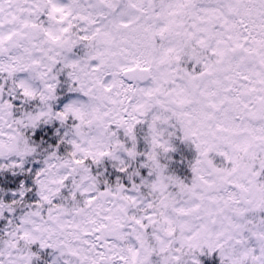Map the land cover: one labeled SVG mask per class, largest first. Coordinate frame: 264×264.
<instances>
[{
  "label": "snow or ice",
  "instance_id": "snow-or-ice-1",
  "mask_svg": "<svg viewBox=\"0 0 264 264\" xmlns=\"http://www.w3.org/2000/svg\"><path fill=\"white\" fill-rule=\"evenodd\" d=\"M0 264H264V0H0Z\"/></svg>",
  "mask_w": 264,
  "mask_h": 264
}]
</instances>
